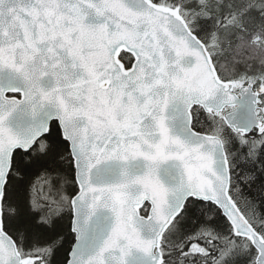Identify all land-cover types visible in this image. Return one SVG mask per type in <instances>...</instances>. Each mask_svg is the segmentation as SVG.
Segmentation results:
<instances>
[{
    "label": "snow or ice",
    "instance_id": "snow-or-ice-1",
    "mask_svg": "<svg viewBox=\"0 0 264 264\" xmlns=\"http://www.w3.org/2000/svg\"><path fill=\"white\" fill-rule=\"evenodd\" d=\"M0 264H264V0H0Z\"/></svg>",
    "mask_w": 264,
    "mask_h": 264
}]
</instances>
